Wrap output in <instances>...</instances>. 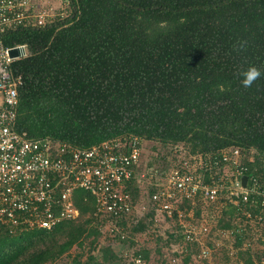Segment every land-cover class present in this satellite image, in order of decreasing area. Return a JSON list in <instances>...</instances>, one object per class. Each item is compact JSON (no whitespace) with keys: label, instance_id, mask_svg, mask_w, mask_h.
Returning a JSON list of instances; mask_svg holds the SVG:
<instances>
[{"label":"trees","instance_id":"trees-1","mask_svg":"<svg viewBox=\"0 0 264 264\" xmlns=\"http://www.w3.org/2000/svg\"><path fill=\"white\" fill-rule=\"evenodd\" d=\"M67 2L65 15L17 28L4 39L6 45L26 44L28 51L11 63L22 79L17 131L78 147L135 135L168 151L181 146L214 156L238 147L242 160L251 150L254 157L264 153V0ZM250 66L262 75L245 87L242 73ZM253 165L246 159L245 172ZM133 191L134 198L145 197L143 189ZM74 202L89 213L82 222L50 230L0 226V264L48 263L90 235L92 242L103 225L92 214L93 197L77 190ZM241 206L227 204L223 218L234 220ZM155 211L148 201L130 232L144 230ZM231 231L239 242L243 228ZM170 236L184 240L180 229ZM194 246H182L181 264H191ZM106 252L102 261L90 255L88 264H109ZM74 261L83 264L77 255Z\"/></svg>","mask_w":264,"mask_h":264},{"label":"built area","instance_id":"built-area-1","mask_svg":"<svg viewBox=\"0 0 264 264\" xmlns=\"http://www.w3.org/2000/svg\"><path fill=\"white\" fill-rule=\"evenodd\" d=\"M50 10L43 0H0V226L10 231L53 229L78 216L74 198L77 190H83L93 197L92 214L103 222L104 233L127 232L150 201L165 217L177 216L184 239L177 242L179 250L193 243L200 259L209 257L212 250L203 241L210 230L208 214L202 212L196 224L182 219L188 207L181 208L196 196L218 211L225 203H241V213L264 228V153L257 154L258 165L248 173L245 160L253 163V150L242 160L238 147H226L211 156L186 153L179 146L173 149V157L163 159L168 167L159 170L141 168L142 138L135 135L78 147L49 137H29L15 129L22 79L12 72L11 63L28 51L26 44L6 45L4 39L17 28L44 26L63 16L61 11L50 15ZM242 175L247 176L244 185ZM136 187L146 192L145 197L134 198ZM125 255L135 264L145 263L134 251Z\"/></svg>","mask_w":264,"mask_h":264},{"label":"rangeland","instance_id":"rangeland-1","mask_svg":"<svg viewBox=\"0 0 264 264\" xmlns=\"http://www.w3.org/2000/svg\"><path fill=\"white\" fill-rule=\"evenodd\" d=\"M43 3L47 4V10L51 9L49 11L50 15L60 11L62 15H65L69 7L67 0H43ZM142 144L141 168H143V165L159 170L168 167L169 163L165 165L164 158L161 156L167 153V157H173L172 150L168 151L161 143L153 140L142 139ZM153 147H156V150ZM252 162L258 165L259 161L256 157H253ZM145 184L146 181L141 182V186ZM189 204L188 210L182 213V219L197 224L200 222V214L202 212L204 214L207 213L210 230L207 234H204L203 241L212 247L209 257L201 259L198 257L197 248L195 246L192 247L190 254L191 264H248V260H251L253 264H264L262 263L264 257V228L252 226L251 224L257 225V223L249 221L242 213H236L237 216L234 220H226L222 215V209L227 206L226 203L221 207L220 211L213 204H204L198 196L194 198L193 203ZM184 206L182 205L181 208H184ZM197 209L198 211H196ZM77 210L78 216L74 221H84L89 213L82 214L79 209ZM140 213L144 215L145 212L141 210ZM154 215V220L149 222L142 231L131 233L129 228L125 233H104L101 230L92 242V235H90L83 239L81 245L74 243L55 260L42 264H75L74 258H76V255L83 264L90 262V255L102 261L105 258L106 249L109 250L106 252L108 253V258L106 257V259L109 264H135L125 255V252L129 250L138 251L141 255L146 253L147 258H143L144 264H181L184 255L180 253L179 245L177 244V242L181 241V237L173 239V236H170L177 233L180 229L177 216L167 218L158 211H155ZM220 218L225 223L228 222L232 227H221ZM238 227H240L241 231L243 228L239 242L235 238V234L230 232V230ZM122 235L124 236L122 237ZM178 235L181 236L179 233ZM111 252L116 256L110 258Z\"/></svg>","mask_w":264,"mask_h":264},{"label":"clouds","instance_id":"clouds-1","mask_svg":"<svg viewBox=\"0 0 264 264\" xmlns=\"http://www.w3.org/2000/svg\"><path fill=\"white\" fill-rule=\"evenodd\" d=\"M261 75L262 74L259 71V69H257L254 66H250L245 72L242 73L241 83L245 87H250L252 85L253 81H255Z\"/></svg>","mask_w":264,"mask_h":264},{"label":"water","instance_id":"water-1","mask_svg":"<svg viewBox=\"0 0 264 264\" xmlns=\"http://www.w3.org/2000/svg\"><path fill=\"white\" fill-rule=\"evenodd\" d=\"M11 54H12V55H15V51L13 50V51L11 52ZM246 178H247L246 175H242L241 180H242V184H243V185L245 184Z\"/></svg>","mask_w":264,"mask_h":264}]
</instances>
